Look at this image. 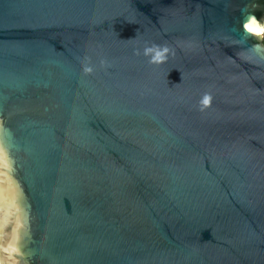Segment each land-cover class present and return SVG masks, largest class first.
<instances>
[{"label":"water","instance_id":"water-1","mask_svg":"<svg viewBox=\"0 0 264 264\" xmlns=\"http://www.w3.org/2000/svg\"><path fill=\"white\" fill-rule=\"evenodd\" d=\"M249 15L264 0H0V264H264Z\"/></svg>","mask_w":264,"mask_h":264},{"label":"clouds","instance_id":"clouds-1","mask_svg":"<svg viewBox=\"0 0 264 264\" xmlns=\"http://www.w3.org/2000/svg\"><path fill=\"white\" fill-rule=\"evenodd\" d=\"M261 20H264V17L258 20L254 15H249L246 18L245 22L243 23L244 33L247 34V37H254L259 41V43L264 42V25L260 23ZM247 37L239 40L243 43H246ZM135 55L140 56L141 52L137 50L135 52ZM174 55H175L174 50L166 44L165 45H158L155 43H152L151 45L145 44L143 48V56L148 58V63L150 65H157V66L164 65L168 62L169 57ZM81 64H82V71L85 75H91L94 73L95 68L91 63V57L85 56L82 59ZM100 66L105 70L111 67V65L106 59H102L100 61ZM212 102H213V96L211 95V93L209 92L203 93L198 102V110L200 112H204L205 110L209 109L212 106Z\"/></svg>","mask_w":264,"mask_h":264},{"label":"snow or ice","instance_id":"snow-or-ice-1","mask_svg":"<svg viewBox=\"0 0 264 264\" xmlns=\"http://www.w3.org/2000/svg\"><path fill=\"white\" fill-rule=\"evenodd\" d=\"M260 23H264V20H261Z\"/></svg>","mask_w":264,"mask_h":264},{"label":"trees","instance_id":"trees-1","mask_svg":"<svg viewBox=\"0 0 264 264\" xmlns=\"http://www.w3.org/2000/svg\"><path fill=\"white\" fill-rule=\"evenodd\" d=\"M264 43V42H263Z\"/></svg>","mask_w":264,"mask_h":264}]
</instances>
